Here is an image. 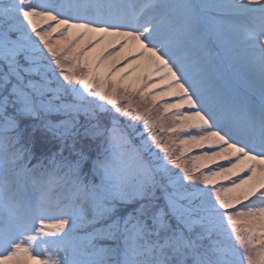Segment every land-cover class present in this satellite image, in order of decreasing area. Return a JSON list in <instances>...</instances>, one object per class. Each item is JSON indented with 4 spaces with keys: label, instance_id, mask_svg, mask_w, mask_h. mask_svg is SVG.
<instances>
[{
    "label": "snow or ice",
    "instance_id": "1",
    "mask_svg": "<svg viewBox=\"0 0 264 264\" xmlns=\"http://www.w3.org/2000/svg\"><path fill=\"white\" fill-rule=\"evenodd\" d=\"M0 264H264V0H0Z\"/></svg>",
    "mask_w": 264,
    "mask_h": 264
}]
</instances>
